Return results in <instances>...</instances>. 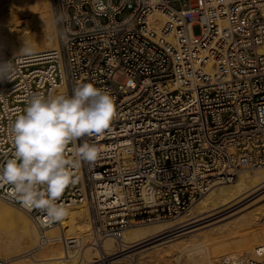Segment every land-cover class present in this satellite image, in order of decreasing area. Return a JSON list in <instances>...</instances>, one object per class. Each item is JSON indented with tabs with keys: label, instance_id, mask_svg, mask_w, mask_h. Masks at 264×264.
<instances>
[{
	"label": "built area",
	"instance_id": "1",
	"mask_svg": "<svg viewBox=\"0 0 264 264\" xmlns=\"http://www.w3.org/2000/svg\"><path fill=\"white\" fill-rule=\"evenodd\" d=\"M51 1L57 47L0 57L11 69L0 79V166L31 95L70 96L82 82L108 91L110 125L66 146L71 183L57 201L88 207L97 247L177 219L214 185L264 167V0ZM85 142L98 158L77 163ZM0 200L32 218L42 243L60 225L8 185ZM243 264H264V242Z\"/></svg>",
	"mask_w": 264,
	"mask_h": 264
},
{
	"label": "bare ground",
	"instance_id": "2",
	"mask_svg": "<svg viewBox=\"0 0 264 264\" xmlns=\"http://www.w3.org/2000/svg\"><path fill=\"white\" fill-rule=\"evenodd\" d=\"M54 25L51 0H0V57L57 47ZM45 236L42 243L32 218L0 200L4 264H138L155 258L170 264H221L230 258L243 264L264 242V167L214 185L177 219L132 226L122 241L107 238L97 247L86 205L70 208Z\"/></svg>",
	"mask_w": 264,
	"mask_h": 264
},
{
	"label": "clouds",
	"instance_id": "3",
	"mask_svg": "<svg viewBox=\"0 0 264 264\" xmlns=\"http://www.w3.org/2000/svg\"><path fill=\"white\" fill-rule=\"evenodd\" d=\"M9 62L0 63V79L8 78ZM114 116V100L106 90L82 82L72 95L33 94L10 126L14 154L0 166V184L29 211H41L47 223L68 215L57 203L71 183L66 146L82 137L102 134ZM76 162H95L99 151L87 142L75 149Z\"/></svg>",
	"mask_w": 264,
	"mask_h": 264
},
{
	"label": "rangeland",
	"instance_id": "4",
	"mask_svg": "<svg viewBox=\"0 0 264 264\" xmlns=\"http://www.w3.org/2000/svg\"><path fill=\"white\" fill-rule=\"evenodd\" d=\"M127 12H125L122 17H125L127 16ZM55 27V25H54ZM228 184V183H227ZM148 224V223H147ZM93 237V240H94V235L92 236ZM250 257V256H249ZM252 257V255H251ZM167 258H163L162 260L158 258H155V259H143V261L141 260L140 263L138 264H170V262L168 261V259L166 260ZM146 260V261H145ZM3 262V263H2ZM5 262L4 261H0V264H4ZM118 264H128L126 261H120Z\"/></svg>",
	"mask_w": 264,
	"mask_h": 264
}]
</instances>
